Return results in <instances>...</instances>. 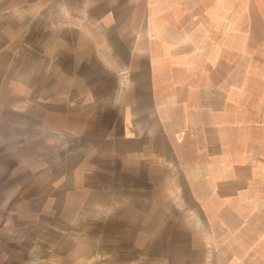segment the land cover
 <instances>
[{
    "label": "crops",
    "instance_id": "0c3cea01",
    "mask_svg": "<svg viewBox=\"0 0 264 264\" xmlns=\"http://www.w3.org/2000/svg\"><path fill=\"white\" fill-rule=\"evenodd\" d=\"M241 27L236 0H0V250L264 264V117L236 83Z\"/></svg>",
    "mask_w": 264,
    "mask_h": 264
},
{
    "label": "rangeland",
    "instance_id": "374dc122",
    "mask_svg": "<svg viewBox=\"0 0 264 264\" xmlns=\"http://www.w3.org/2000/svg\"><path fill=\"white\" fill-rule=\"evenodd\" d=\"M236 16L241 28L247 30L244 42L237 44L236 83L246 90L247 104L264 117V0H236ZM2 243L12 247L0 250V264H23V259L24 264H36V260L23 257V247L34 248L35 240L15 237Z\"/></svg>",
    "mask_w": 264,
    "mask_h": 264
}]
</instances>
